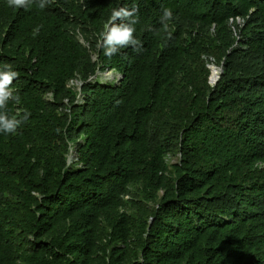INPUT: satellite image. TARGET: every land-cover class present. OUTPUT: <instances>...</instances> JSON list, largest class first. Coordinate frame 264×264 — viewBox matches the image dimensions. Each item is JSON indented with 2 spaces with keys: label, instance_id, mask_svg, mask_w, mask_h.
<instances>
[{
  "label": "trees",
  "instance_id": "16d2710c",
  "mask_svg": "<svg viewBox=\"0 0 264 264\" xmlns=\"http://www.w3.org/2000/svg\"><path fill=\"white\" fill-rule=\"evenodd\" d=\"M133 6L142 50L106 57ZM4 65L30 116L0 133V264H264V0H0Z\"/></svg>",
  "mask_w": 264,
  "mask_h": 264
},
{
  "label": "clouds",
  "instance_id": "9594fccd",
  "mask_svg": "<svg viewBox=\"0 0 264 264\" xmlns=\"http://www.w3.org/2000/svg\"><path fill=\"white\" fill-rule=\"evenodd\" d=\"M6 2L9 7L28 10L32 6L44 9L48 4L53 3L54 0H6ZM174 19L176 17L170 8L163 9L159 21L161 28L156 30L155 34L160 35L163 32L166 34V38L170 39L172 36L170 23ZM137 23H139L137 7L133 6L131 9L126 7L113 9L108 23L105 25V31L101 34L99 45L106 57L111 58L121 49L128 47H131L137 53L142 50V42L135 36V25ZM38 33L39 28L37 27L33 30V36L38 35ZM18 76L19 73L12 70L11 65H4V68L0 69V133L17 134L18 130L28 121L30 116V112L28 111H24L23 114L17 111L12 115H9L7 112L9 101L19 100V97L14 95L15 90L12 88L13 81Z\"/></svg>",
  "mask_w": 264,
  "mask_h": 264
},
{
  "label": "built area",
  "instance_id": "2783aa9c",
  "mask_svg": "<svg viewBox=\"0 0 264 264\" xmlns=\"http://www.w3.org/2000/svg\"><path fill=\"white\" fill-rule=\"evenodd\" d=\"M108 72H110V71H107V73ZM111 73V72H110ZM98 74H101L100 76H102V74H105V72L104 73H102V72H98ZM98 74H97V76H98ZM97 76H94V77H92V78H96ZM120 74L118 75V78H120ZM74 82L76 83V85H74ZM71 85H73L77 90H78V99H77V101L76 102H78V103H82L83 102V99H82V93H81V85L83 84V81H71V83H70ZM51 98V97H50ZM70 152H69V154H68V160H67V165L69 166V165H71L73 162H75V161H77L78 160V157L75 155V153H74V146H73V144L72 143H70Z\"/></svg>",
  "mask_w": 264,
  "mask_h": 264
},
{
  "label": "rangeland",
  "instance_id": "374dc122",
  "mask_svg": "<svg viewBox=\"0 0 264 264\" xmlns=\"http://www.w3.org/2000/svg\"><path fill=\"white\" fill-rule=\"evenodd\" d=\"M110 72H108V73L105 72V74H102V76H100L101 74H98V76H99L98 80H100L101 82L117 81L118 76L113 71H110ZM74 85H76L75 82H74Z\"/></svg>",
  "mask_w": 264,
  "mask_h": 264
},
{
  "label": "water",
  "instance_id": "95a60500",
  "mask_svg": "<svg viewBox=\"0 0 264 264\" xmlns=\"http://www.w3.org/2000/svg\"><path fill=\"white\" fill-rule=\"evenodd\" d=\"M215 66L216 68H220V73L217 75V77L212 81V75H210V78H209V82L212 84V85H215L217 82H218V80L220 79V77H221V74H222V72H223V65H221V66H217V65H215V64H211V65H209V68H210V70H211V68H212V66ZM213 82V83H212Z\"/></svg>",
  "mask_w": 264,
  "mask_h": 264
},
{
  "label": "bare ground",
  "instance_id": "6f19581e",
  "mask_svg": "<svg viewBox=\"0 0 264 264\" xmlns=\"http://www.w3.org/2000/svg\"><path fill=\"white\" fill-rule=\"evenodd\" d=\"M214 68H216L215 66H214ZM218 70H219V72H217V73H213L212 74V68H211V75H212V81L217 77V75L220 73V68H217ZM213 83V82H212Z\"/></svg>",
  "mask_w": 264,
  "mask_h": 264
}]
</instances>
